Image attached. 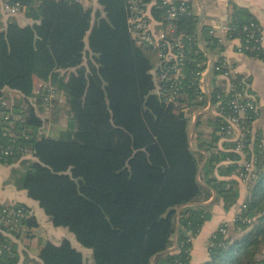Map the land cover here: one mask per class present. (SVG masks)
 Returning <instances> with one entry per match:
<instances>
[{
  "label": "trees",
  "instance_id": "16d2710c",
  "mask_svg": "<svg viewBox=\"0 0 264 264\" xmlns=\"http://www.w3.org/2000/svg\"><path fill=\"white\" fill-rule=\"evenodd\" d=\"M144 3H154L155 22L174 28L166 43L179 56L177 80L175 61L161 60L158 80L152 75L154 59L167 55V48L137 44L130 33L129 0H98L96 6L21 1L24 20L11 18L0 31V146L11 153L0 152V166L18 165L15 186L39 204L55 228L67 229L92 251L95 264H190L192 239L211 220L212 205H188L208 203L215 195L228 212L240 198L234 177L242 156L233 141L219 147L232 140L228 120L238 117L237 102L244 108L239 123L247 145L253 144L257 174L248 183L234 235L222 225L226 232L219 228L210 238L204 264H264V135L253 137L260 111L247 106L258 105L250 99V79L232 76L242 98L223 88L200 94L198 74L209 56L215 58V77L228 72L222 41L200 23L194 7L169 21L170 6L163 0ZM228 28L226 39L238 40L243 54L264 59L257 50L263 29L247 8L231 6ZM178 38L181 49L175 46ZM40 85L54 88L55 98L48 101ZM62 95L69 108L67 130L51 137L44 124L60 123ZM207 106L216 107L217 116L200 117L192 140L187 112ZM47 110L50 120L40 116ZM5 206L0 204V217ZM14 206L26 218L17 233L0 227V264H18V241L38 228L28 207ZM181 208L177 249L168 252ZM27 263L85 264L68 240L47 242L39 261L27 258Z\"/></svg>",
  "mask_w": 264,
  "mask_h": 264
},
{
  "label": "crops",
  "instance_id": "0c3cea01",
  "mask_svg": "<svg viewBox=\"0 0 264 264\" xmlns=\"http://www.w3.org/2000/svg\"><path fill=\"white\" fill-rule=\"evenodd\" d=\"M97 2L98 0L86 1L89 6H96ZM153 5L154 3L151 4L148 10L150 16V26L155 30H160L161 28L158 26L159 24L151 17V7ZM233 5L247 8L258 20L260 26L264 30V0H195L194 10L199 16L200 23L211 27L215 36L222 41L224 51L220 54V56L227 63L228 67L233 70L234 75H241L250 79L249 89L254 95L253 98H256L258 102V110L260 111L259 118L253 125V137H256L258 134L264 135V63L240 53V42L238 40L228 41L226 39L227 33L225 28L228 27L229 10ZM21 19L24 20L22 15L17 18L18 21H21ZM214 62L215 58L213 56H209L208 65L202 77L205 84V90L208 95H210L215 88H223L227 92L230 83L229 79L222 76L215 77L213 75ZM161 67V60L156 58L154 62V69L152 70V75L156 80H158L157 74ZM9 93L11 96L15 95V92ZM187 115L191 117V127L194 125L197 115L199 120L202 116L207 118L216 117L217 112L216 107L207 106L203 110L191 111L190 109L187 112ZM196 127L197 125L194 127L192 140H195ZM226 142H230V140L224 139L220 141L219 147L222 148ZM17 168L18 165L0 166V204H23L29 208L30 215L34 216L38 223V228L28 233L30 236L26 235L22 238V240L18 241L20 254L18 264H28L27 258L39 261L40 251L47 242L59 245L63 240H68L72 247L82 254L85 264H95L92 251L82 247L77 242L74 235L67 229L55 228L50 219L40 208L39 204L30 199L26 191L19 190L14 184L8 182L12 170ZM239 187L240 198L238 204L230 209V211L225 212L223 206L220 203H215V200L209 204L212 205V218L204 224L200 234L192 239L190 264H204L208 261L210 238L219 228H221L222 225L228 226L229 233L234 235V220L249 196V187L247 184L240 183ZM263 248L264 246L262 249ZM34 249L37 250L36 253ZM262 253L264 254V249Z\"/></svg>",
  "mask_w": 264,
  "mask_h": 264
},
{
  "label": "built area",
  "instance_id": "2783aa9c",
  "mask_svg": "<svg viewBox=\"0 0 264 264\" xmlns=\"http://www.w3.org/2000/svg\"><path fill=\"white\" fill-rule=\"evenodd\" d=\"M21 1L24 0H0V9H1V15L4 17V20L7 22V20L11 18H17L20 16V9H21ZM70 2L78 3V4H83L84 6L87 5L86 1L87 0H68ZM146 0H129V11H130V19H129V26H130V33L132 37L137 41V44L140 46H147V47H153L155 50H159L161 45L166 46L167 48V55L162 56L159 55L160 60H164L165 62H170V61H175V69H174V80H177L181 76V69L179 68V56L175 55L172 52V45L166 43V39L169 36V34L174 33V28L173 26H169L168 28H163L162 24H159L160 30H155L154 28H151L150 26V16H149V7L151 4H145ZM194 1L195 0H163L164 4H167L170 6V10L168 13V20L172 21L177 18V16L180 13H184L189 11L194 7ZM179 4L178 7L175 5ZM226 33L229 31V28H225ZM176 47L181 49L182 48V43H181V38H178L176 41ZM261 42V47L257 48V50H262L264 54V30L261 34V38L259 40ZM247 49V48H245ZM243 47L240 46L239 52H242ZM264 63V59L261 60ZM162 62V61H161ZM225 65L227 63L225 62ZM228 66V65H227ZM214 68V66H213ZM227 73L222 75V77L229 79V87L227 89V92L229 94H233L236 98H242L243 95L239 92H236L235 86L231 83L232 81V76H234V72L232 69L227 67ZM203 73L201 72L198 74L199 80H198V86L197 89L200 94L204 95L207 94L205 90V84L202 80ZM164 78L166 76L164 75ZM170 80V79H168ZM43 89L46 88L48 91V96L47 100L50 101L55 98V91L54 88L49 87L47 88L46 86H41ZM36 94H40V91L38 90ZM174 98L170 99V102H174ZM247 98H249L247 96ZM253 99V97H250V99ZM5 105H7L5 103ZM234 109L237 112L238 117L236 118H229V132L232 135V141L237 144V147L235 148V151L239 153L242 156V160L238 162L239 165V170H237V173L235 174V177L243 184L249 183L250 180L256 178L257 174V158L254 155V148L253 144H248L245 139V136L242 134L243 128L241 127V124L239 123V120L243 118V111L244 108L240 106L237 102L233 103ZM250 110H253L254 112H257L258 110V105L255 103L248 104L247 105ZM262 146L264 147V139L262 141ZM247 149V152H245ZM245 150V151H244ZM0 152L4 156H9L10 150L8 149H3L0 146ZM30 156V155H28ZM247 157H250L249 160H247ZM31 158V156H30ZM242 208H245L243 205ZM2 217H0V227L5 226L9 227L11 232L17 233L20 230H23L21 228L20 223L23 219L26 218V214L23 212V210L17 209L14 205H9L5 206L4 210H2ZM240 213V211H239ZM238 213V214H239ZM237 214V215H238ZM236 219V218H235ZM235 221V220H234ZM21 228V229H20ZM221 231L225 233V229L221 228ZM1 232V230H0ZM6 236H8L10 239H12V234L4 233Z\"/></svg>",
  "mask_w": 264,
  "mask_h": 264
},
{
  "label": "rangeland",
  "instance_id": "374dc122",
  "mask_svg": "<svg viewBox=\"0 0 264 264\" xmlns=\"http://www.w3.org/2000/svg\"><path fill=\"white\" fill-rule=\"evenodd\" d=\"M21 16V15H20ZM19 17V16H18ZM17 17V18H18ZM6 25V21L4 20V17L1 15V9H0V31L4 30ZM155 62V59H154ZM60 102L62 104L61 108H62V113L60 116V123L58 125H52L49 122H46L44 124V132L51 137H58L61 133L66 132L67 130V123H68V119H69V108H68V104H67V100L65 99V97L62 95L60 96ZM44 120H50V113L49 111H45L43 114L40 115ZM191 118V117H190ZM191 139H193L191 137ZM232 141V140H230ZM195 147V146H194ZM30 158V157H29ZM31 159V158H30ZM15 170H12L11 176L9 178V183H12L15 185V178L17 177V174L15 173ZM237 179V178H236ZM238 180V179H237ZM241 183V182H240ZM236 236V235H235ZM264 246V245H263ZM262 246V247H263ZM264 249V248H263ZM263 249L261 250V255L264 256V254L262 253ZM35 253L37 252V250H35ZM39 251V250H38Z\"/></svg>",
  "mask_w": 264,
  "mask_h": 264
},
{
  "label": "water",
  "instance_id": "95a60500",
  "mask_svg": "<svg viewBox=\"0 0 264 264\" xmlns=\"http://www.w3.org/2000/svg\"><path fill=\"white\" fill-rule=\"evenodd\" d=\"M198 123V115L196 116V120L194 122V125L190 127V130H189V137L191 139L192 137V133H193V130H194V127L197 125ZM193 151L197 152L196 149L193 148ZM205 159L203 160L201 166H200V174L202 172V169L204 167V164L207 160V154L205 153ZM201 184H203L201 181H200ZM216 196L214 195V198L209 202V203H205V204H200V203H192V204H189L188 206H201V205H204V206H207L209 205L210 203H212L214 200H215ZM182 209L181 208L179 211H178V220H177V224H176V232H175V236H174V246L173 248H171L168 252H173L177 249V240H178V232H179V229H180V223H181V212H182ZM154 262V261H153ZM155 264V263H154Z\"/></svg>",
  "mask_w": 264,
  "mask_h": 264
}]
</instances>
